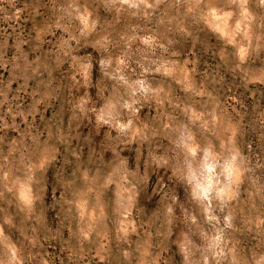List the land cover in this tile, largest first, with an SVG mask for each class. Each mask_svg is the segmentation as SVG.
Wrapping results in <instances>:
<instances>
[{"label": "rangeland", "instance_id": "rangeland-1", "mask_svg": "<svg viewBox=\"0 0 264 264\" xmlns=\"http://www.w3.org/2000/svg\"><path fill=\"white\" fill-rule=\"evenodd\" d=\"M0 264H264V0H0Z\"/></svg>", "mask_w": 264, "mask_h": 264}]
</instances>
